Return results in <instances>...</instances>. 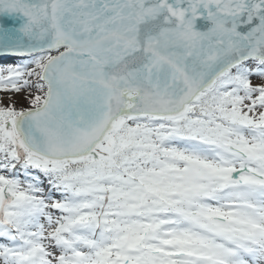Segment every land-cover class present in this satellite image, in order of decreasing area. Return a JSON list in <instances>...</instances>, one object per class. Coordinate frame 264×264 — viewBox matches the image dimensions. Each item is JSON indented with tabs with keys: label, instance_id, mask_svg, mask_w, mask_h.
Instances as JSON below:
<instances>
[{
	"label": "snow or ice",
	"instance_id": "6c2138e0",
	"mask_svg": "<svg viewBox=\"0 0 264 264\" xmlns=\"http://www.w3.org/2000/svg\"><path fill=\"white\" fill-rule=\"evenodd\" d=\"M0 264H264V0H0Z\"/></svg>",
	"mask_w": 264,
	"mask_h": 264
},
{
	"label": "rangeland",
	"instance_id": "374dc122",
	"mask_svg": "<svg viewBox=\"0 0 264 264\" xmlns=\"http://www.w3.org/2000/svg\"><path fill=\"white\" fill-rule=\"evenodd\" d=\"M19 106V105H18Z\"/></svg>",
	"mask_w": 264,
	"mask_h": 264
}]
</instances>
